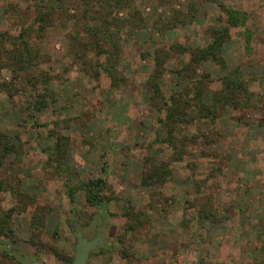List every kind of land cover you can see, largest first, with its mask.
I'll return each instance as SVG.
<instances>
[{"label": "rangeland", "instance_id": "obj_1", "mask_svg": "<svg viewBox=\"0 0 264 264\" xmlns=\"http://www.w3.org/2000/svg\"><path fill=\"white\" fill-rule=\"evenodd\" d=\"M29 5L27 0H0V31L18 34L21 16L29 21ZM133 5L144 22L133 25L128 19L119 32L112 27L120 46L115 80L104 71L99 77L86 71L70 54V26L56 27L42 39L47 57L37 65L54 75L50 86L55 98L30 118L7 92H0V130L16 146L6 156L0 178L19 182L21 192L1 194V206L15 210L12 232L0 236V264H26V259L72 264L74 222L89 238L99 231L104 235L90 264L264 261V84L259 80L264 78V0H134ZM226 8L246 12V24L228 25ZM117 13L126 17L125 10ZM227 26L225 67L207 60L190 75L213 78L206 88L208 99L220 87L219 79L238 69L258 106L245 104L254 97L243 92L240 105L225 107L215 121L202 118L177 127L179 149L173 148L159 117L165 114V108L160 110L164 97L189 85L176 72L190 59L178 45L206 46L210 29ZM1 43L8 50L14 47L10 40ZM161 47L169 58L158 78L161 95H155L148 79ZM95 56L92 51L90 57ZM103 60L104 54L99 62ZM2 76L10 79V70L4 68ZM56 134L66 137L59 153ZM162 163L169 164L171 175L143 184L150 165ZM99 176L107 179L110 199L103 209L90 206L80 186ZM71 187L78 188L73 197ZM130 210L147 220L127 231L125 213Z\"/></svg>", "mask_w": 264, "mask_h": 264}, {"label": "trees", "instance_id": "obj_2", "mask_svg": "<svg viewBox=\"0 0 264 264\" xmlns=\"http://www.w3.org/2000/svg\"><path fill=\"white\" fill-rule=\"evenodd\" d=\"M217 2L219 0H216ZM31 2L27 10H31L29 21L26 16H21L24 22L20 26L18 34L9 31H0V41L10 40L13 49H5L0 42V92H7L17 107L29 115L30 118L47 107L49 100L55 98V92L50 86V81L55 78L49 72L39 71V65L47 57L42 47V39L48 31L53 28H66L70 31L68 36L74 39L72 52L75 60H79L86 67V71L92 76L99 77L105 72L113 80L116 79V63L120 55L118 41L112 35V27L119 32L122 25L129 19L134 25H138L144 19L136 6L134 0H27ZM126 11V17H119L118 11ZM227 23L231 26H244L247 21V14L236 8H226ZM141 18V19H140ZM93 21V25L88 22ZM144 22V21H143ZM71 24V25H70ZM211 39L206 46L190 47L178 45L180 52L188 54L190 59L183 63L177 73L180 77L188 80L189 85L179 92H174L169 97H164L165 114L159 117V122L167 128L165 141L173 148H178L177 127L193 122L194 120L206 118L215 121L220 116V111L227 106L238 107L239 96L243 92H250V82L241 77L239 70L230 71L219 80L221 85L214 89L211 98H205L206 88L214 83L210 75L204 74L200 79L195 80L190 75L201 62L212 60L216 64L225 67V57L222 53L224 43L230 38L229 27L210 29ZM85 35V36H82ZM86 35L89 38H86ZM250 36H247L249 42ZM41 42V45L40 43ZM93 51L95 57H90ZM105 55V60L99 62L100 55ZM99 56V57H98ZM169 58V51L163 47L155 53V72L149 77L148 85L154 87L155 95H161L158 78L165 71V64ZM94 64L99 68H95ZM88 66L90 69H88ZM101 66V67H100ZM8 68L11 72L10 79L2 76V70ZM101 68V70H100ZM264 84V78L259 79ZM261 95L264 107V92ZM256 94L250 92V96ZM257 97V96H256ZM256 97L252 101L247 99L245 104L251 102L255 107L259 102ZM264 125V117L261 120ZM51 135L55 131H50ZM55 147L61 152L66 143L64 135L56 134ZM183 139V137H181ZM180 139V140H181ZM13 137L0 130V168L4 164L6 156L15 151ZM181 156V155H180ZM53 158V155H50ZM172 169L167 163L150 165L142 178L143 184H154L167 179ZM17 180L18 177L15 176ZM85 190L86 202L93 207L103 209L110 201L105 195L107 179L99 176L88 180L80 185ZM77 187H71L70 194L73 197ZM10 190L15 196L21 195L19 182L0 178V236H8L12 232L10 221L14 207L4 209L1 206V194ZM128 219L127 231L135 230L138 226L145 224L146 216L142 213H134L131 210L125 213ZM34 223L37 222L34 217ZM80 225V224H79ZM84 233V228L80 225ZM253 264H264V261Z\"/></svg>", "mask_w": 264, "mask_h": 264}, {"label": "water", "instance_id": "obj_3", "mask_svg": "<svg viewBox=\"0 0 264 264\" xmlns=\"http://www.w3.org/2000/svg\"><path fill=\"white\" fill-rule=\"evenodd\" d=\"M72 225L74 227V234L76 237V243L74 245L75 259L72 264H90V255L104 243V235L101 232L96 237L89 238L84 235L80 226L76 222ZM25 262L26 264H46L39 260L30 261L26 259Z\"/></svg>", "mask_w": 264, "mask_h": 264}, {"label": "flooded vegetation", "instance_id": "obj_4", "mask_svg": "<svg viewBox=\"0 0 264 264\" xmlns=\"http://www.w3.org/2000/svg\"><path fill=\"white\" fill-rule=\"evenodd\" d=\"M99 233H100V231L97 233V235H98ZM97 235H96V236H97Z\"/></svg>", "mask_w": 264, "mask_h": 264}]
</instances>
